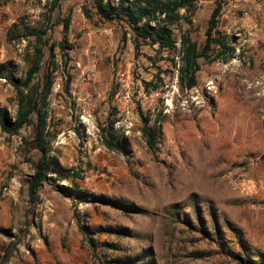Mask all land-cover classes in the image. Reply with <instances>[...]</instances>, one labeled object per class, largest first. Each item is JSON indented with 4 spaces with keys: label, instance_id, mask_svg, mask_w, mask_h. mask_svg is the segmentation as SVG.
<instances>
[{
    "label": "rangeland",
    "instance_id": "1",
    "mask_svg": "<svg viewBox=\"0 0 264 264\" xmlns=\"http://www.w3.org/2000/svg\"><path fill=\"white\" fill-rule=\"evenodd\" d=\"M51 1L0 3L13 54L5 62L13 64L17 78H25L36 43L24 27L45 26ZM217 1H201L193 25H184L199 50ZM223 3L219 30L235 52L216 61L200 58L197 86L188 89L181 80L180 42L173 55L143 43L138 51L132 33L99 20L91 0L60 1L49 44L62 41V21L70 12L72 20L67 65L55 49L49 142L60 169L52 176L82 171L81 190L138 211L80 204L47 183L31 203V162L41 156L34 143L37 116L19 135L0 126V264H114L125 257L135 264H238L229 254L240 252V239L264 252V0ZM44 54L35 84L48 69L50 45ZM218 54L214 46L212 57ZM0 106L13 117L19 108L16 90L4 79ZM140 112L151 117L155 148ZM110 120H117L116 131L126 139L125 153L104 146L100 126ZM57 182L72 188L68 180ZM85 226L128 229L131 235L97 233L94 254Z\"/></svg>",
    "mask_w": 264,
    "mask_h": 264
},
{
    "label": "trees",
    "instance_id": "2",
    "mask_svg": "<svg viewBox=\"0 0 264 264\" xmlns=\"http://www.w3.org/2000/svg\"><path fill=\"white\" fill-rule=\"evenodd\" d=\"M3 0H0V3ZM8 1V0H4ZM61 0H52L47 10L46 25L39 28L25 26L29 36L35 38L34 57L32 64L27 71L25 78H17L14 73V66L11 62L0 63V79L6 80L14 87L18 95L19 108L15 117L11 116L6 108L0 106V126L2 130L11 135H19L21 130L32 124L31 117L36 114L35 128V146L41 153L36 162H31L34 173L30 177L28 184V194L31 203H37L39 200V191L43 184L47 183L56 191L66 197H73L80 204H102L114 209L132 213L138 211L135 205H128L125 202L110 198L105 195H97L80 189L78 180H83L82 171H66L63 175L54 178V174L59 170L58 163L51 157L49 138L50 132V105L53 88L55 85V71L57 64L55 61V49H61L63 59L66 65L70 61L69 57V33L71 27V12L62 21L63 39L59 43H50L46 37L49 33L53 21V13L59 7ZM93 9L99 20L102 22L123 24L133 35V43L136 50H140L141 44L157 47L159 54L173 55L178 50V43L181 44V80L188 89L197 86V73L201 70L198 63L200 58L209 61H216L219 55H229L235 52V49L229 45L227 38L220 30V21L224 12L223 0H218L213 9L208 22L206 31V41L202 50H199L198 42L194 41L189 33L184 30V25H193L192 16L197 10L201 1L208 0H91ZM185 14H184V13ZM85 15L90 18L91 13L84 8ZM10 41L13 36L10 34ZM50 45V59L48 69L43 76V80L35 84L37 75L41 72L44 54V47ZM214 46H217L219 54L212 57ZM174 65H177L175 59H171ZM164 72L159 69L158 80L163 81L161 75ZM71 77L68 78L66 91H69ZM145 87L157 90L158 84L152 85V82H144ZM139 109H141L139 107ZM140 117L144 122V133L148 137V144L155 148L154 131L149 127L150 116H145L140 112ZM117 120H110L105 126H100L104 146L112 151L125 153L127 142L123 136L118 135L116 131ZM264 160V154L262 156ZM68 180L72 188H68L57 181ZM0 229V233L4 232ZM84 238L92 248L94 254L99 245L95 243L93 237L97 233L107 232L121 237H130L131 231L128 229L98 228L90 230L84 227ZM89 231V232H88ZM218 236L221 237L219 227L216 228ZM241 250L239 253L231 252L230 257L238 264H264V252H256L250 245L240 239ZM104 247L114 248L112 244H103ZM8 260V258H6ZM114 264H135V260L130 257L117 258Z\"/></svg>",
    "mask_w": 264,
    "mask_h": 264
},
{
    "label": "crops",
    "instance_id": "3",
    "mask_svg": "<svg viewBox=\"0 0 264 264\" xmlns=\"http://www.w3.org/2000/svg\"><path fill=\"white\" fill-rule=\"evenodd\" d=\"M10 51L11 50L8 44V31L6 29V24L0 17V63H5L6 60L13 57V54Z\"/></svg>",
    "mask_w": 264,
    "mask_h": 264
}]
</instances>
